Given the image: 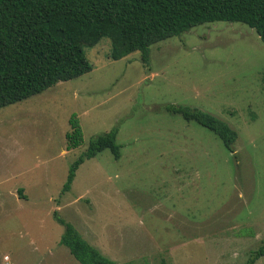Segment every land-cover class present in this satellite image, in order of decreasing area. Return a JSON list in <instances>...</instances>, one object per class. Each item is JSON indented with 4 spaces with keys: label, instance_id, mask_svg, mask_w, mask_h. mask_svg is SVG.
<instances>
[{
    "label": "rangeland",
    "instance_id": "374dc122",
    "mask_svg": "<svg viewBox=\"0 0 264 264\" xmlns=\"http://www.w3.org/2000/svg\"><path fill=\"white\" fill-rule=\"evenodd\" d=\"M110 48L86 46L90 72L0 109V264H80L55 213L115 264H246L264 245V41L216 21L152 45L149 63ZM172 106L229 124L235 151ZM115 128L120 157L85 159L64 191Z\"/></svg>",
    "mask_w": 264,
    "mask_h": 264
},
{
    "label": "trees",
    "instance_id": "16d2710c",
    "mask_svg": "<svg viewBox=\"0 0 264 264\" xmlns=\"http://www.w3.org/2000/svg\"><path fill=\"white\" fill-rule=\"evenodd\" d=\"M216 21L245 23L264 41V0H0V109L90 72L85 47L104 37L110 40L111 59L139 52L149 63L152 45ZM168 109L208 128L235 151L238 134L226 122L199 109ZM116 136L115 128L89 141L86 152L71 166L64 191L85 159L104 149L120 157ZM67 140L69 148L80 144L78 127ZM55 218L64 225L60 245L80 264H115L71 223L56 213ZM263 256L264 245L251 253L246 264Z\"/></svg>",
    "mask_w": 264,
    "mask_h": 264
}]
</instances>
